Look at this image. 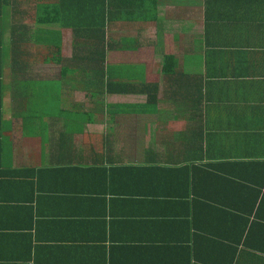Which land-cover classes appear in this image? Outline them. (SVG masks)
<instances>
[{"label":"crops","instance_id":"0c3cea01","mask_svg":"<svg viewBox=\"0 0 264 264\" xmlns=\"http://www.w3.org/2000/svg\"><path fill=\"white\" fill-rule=\"evenodd\" d=\"M9 1L0 264H264V0Z\"/></svg>","mask_w":264,"mask_h":264},{"label":"trees","instance_id":"16d2710c","mask_svg":"<svg viewBox=\"0 0 264 264\" xmlns=\"http://www.w3.org/2000/svg\"><path fill=\"white\" fill-rule=\"evenodd\" d=\"M40 0H37L36 2V11H35V17L34 20L41 22H49V23H57L63 26L64 24H69L74 32H76V37L80 36L82 33L80 29L84 26H91L95 25L96 21L94 18H85V17H65L63 14L65 13L66 9H71L66 5V0H44L46 2V15H39L37 12L38 7H42V5L38 4ZM103 2V0H102ZM139 0H117V7L123 8L124 10L130 11V8L133 7L132 5L135 3L138 5ZM11 1L9 0H0V8L6 9V6L9 5ZM124 3V4H123ZM215 3H218L217 0ZM123 4V5H122ZM104 6V5H103ZM16 9V8H14ZM50 10V13L47 11ZM89 34V32H88ZM166 58V57H164ZM250 228L248 229V231ZM245 246H251V240L244 241Z\"/></svg>","mask_w":264,"mask_h":264},{"label":"rangeland","instance_id":"374dc122","mask_svg":"<svg viewBox=\"0 0 264 264\" xmlns=\"http://www.w3.org/2000/svg\"><path fill=\"white\" fill-rule=\"evenodd\" d=\"M78 4H79V3H77V2H74L73 6H74V7H76ZM138 23H141V22H133V24H132V25H137Z\"/></svg>","mask_w":264,"mask_h":264},{"label":"built area","instance_id":"2783aa9c","mask_svg":"<svg viewBox=\"0 0 264 264\" xmlns=\"http://www.w3.org/2000/svg\"><path fill=\"white\" fill-rule=\"evenodd\" d=\"M24 264H31L30 262H25Z\"/></svg>","mask_w":264,"mask_h":264}]
</instances>
